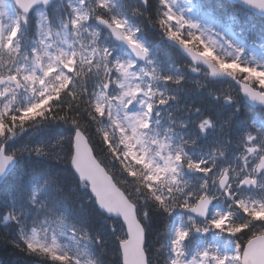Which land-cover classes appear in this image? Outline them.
Segmentation results:
<instances>
[{"label": "snow or ice", "instance_id": "snow-or-ice-1", "mask_svg": "<svg viewBox=\"0 0 264 264\" xmlns=\"http://www.w3.org/2000/svg\"><path fill=\"white\" fill-rule=\"evenodd\" d=\"M0 264H264V0H0Z\"/></svg>", "mask_w": 264, "mask_h": 264}, {"label": "trees", "instance_id": "trees-1", "mask_svg": "<svg viewBox=\"0 0 264 264\" xmlns=\"http://www.w3.org/2000/svg\"><path fill=\"white\" fill-rule=\"evenodd\" d=\"M0 258L5 261H14L17 259V256L11 248H0Z\"/></svg>", "mask_w": 264, "mask_h": 264}]
</instances>
